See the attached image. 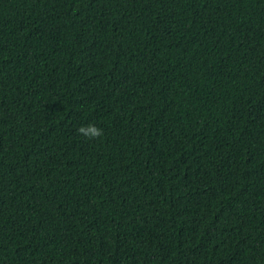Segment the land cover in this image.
I'll list each match as a JSON object with an SVG mask.
<instances>
[{
    "label": "trees",
    "instance_id": "trees-1",
    "mask_svg": "<svg viewBox=\"0 0 264 264\" xmlns=\"http://www.w3.org/2000/svg\"><path fill=\"white\" fill-rule=\"evenodd\" d=\"M0 264H264V0H0Z\"/></svg>",
    "mask_w": 264,
    "mask_h": 264
},
{
    "label": "clouds",
    "instance_id": "clouds-1",
    "mask_svg": "<svg viewBox=\"0 0 264 264\" xmlns=\"http://www.w3.org/2000/svg\"><path fill=\"white\" fill-rule=\"evenodd\" d=\"M78 132L87 136L89 139H98L103 136V130L95 125H88L87 127L82 126L78 129Z\"/></svg>",
    "mask_w": 264,
    "mask_h": 264
}]
</instances>
